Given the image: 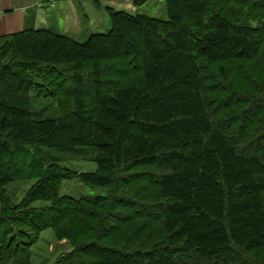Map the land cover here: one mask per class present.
<instances>
[{"label": "trees", "instance_id": "1", "mask_svg": "<svg viewBox=\"0 0 264 264\" xmlns=\"http://www.w3.org/2000/svg\"><path fill=\"white\" fill-rule=\"evenodd\" d=\"M165 1L168 19L108 7L84 42L0 37V264H32V230L59 225L95 237L54 264H264V0ZM78 156L108 194L33 206Z\"/></svg>", "mask_w": 264, "mask_h": 264}, {"label": "rangeland", "instance_id": "2", "mask_svg": "<svg viewBox=\"0 0 264 264\" xmlns=\"http://www.w3.org/2000/svg\"><path fill=\"white\" fill-rule=\"evenodd\" d=\"M187 4L191 5L192 2L189 0ZM108 7H113L118 10L123 9L133 14H145L160 19H168L169 17L165 0H148L141 5L134 4L133 0H70L62 5L57 1V7L51 5L45 7L47 9L44 14L45 23L39 25L37 28H51L59 33L69 34L77 41L84 42L91 33L107 32L110 29L111 21ZM35 104L39 109L47 107L48 115H53L58 112L57 102L54 98L40 97L35 100ZM187 122L183 123L182 126L187 125ZM71 159L72 160L64 161L58 160L57 162L59 165L74 173L67 172L69 174H65L66 177L62 178L59 183L60 186L54 189L55 193L52 197L40 195V197L36 198L33 202V206H50L60 197L77 198L81 199L82 203H84L86 199L85 196L108 194L106 187L91 184L83 180L80 176L83 172H95L97 170V164L92 157L84 158V156H80L79 158L78 156L76 159L73 157H71ZM37 179L38 178L35 177L20 179L19 181L13 182L8 186L10 196L16 203L21 202L27 194V191L36 183ZM92 206L93 205L90 204V207ZM4 210L3 201L0 202V213H3ZM111 224L112 223L108 222L103 225L102 228L104 232L111 229ZM59 227L61 231L59 228L51 226L32 230L35 235L34 242L30 247L32 252V264H54L60 257L76 249L80 241H89L95 237V235L88 232V230L81 231L82 228L78 226L77 232L81 231V235L79 239L74 241L63 235L64 230L62 225H59ZM118 236L119 240H121V234Z\"/></svg>", "mask_w": 264, "mask_h": 264}, {"label": "crops", "instance_id": "3", "mask_svg": "<svg viewBox=\"0 0 264 264\" xmlns=\"http://www.w3.org/2000/svg\"><path fill=\"white\" fill-rule=\"evenodd\" d=\"M70 0H0V37L44 24L45 7Z\"/></svg>", "mask_w": 264, "mask_h": 264}]
</instances>
